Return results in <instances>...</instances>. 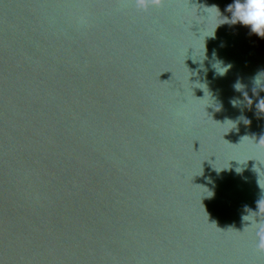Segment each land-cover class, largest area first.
Wrapping results in <instances>:
<instances>
[{"label":"water","instance_id":"1","mask_svg":"<svg viewBox=\"0 0 264 264\" xmlns=\"http://www.w3.org/2000/svg\"><path fill=\"white\" fill-rule=\"evenodd\" d=\"M232 3L0 0V264H264V51Z\"/></svg>","mask_w":264,"mask_h":264},{"label":"clouds","instance_id":"2","mask_svg":"<svg viewBox=\"0 0 264 264\" xmlns=\"http://www.w3.org/2000/svg\"><path fill=\"white\" fill-rule=\"evenodd\" d=\"M134 2L138 10L146 11L150 7L161 6L163 0H134ZM227 10L231 12V19L228 20L227 18H225V23H239L244 26H248L250 27V31L252 34H255L259 38L264 39V0H233V3L228 5ZM211 59L215 61L212 67L216 70V74L218 75H224L228 71V69L231 68L230 64L225 65L223 61L217 59L215 50L212 53ZM252 85V91L254 94L258 89L260 91H264V70L258 72L252 78ZM241 86V83L239 82V80H237L234 88L237 91H240ZM231 103L233 104V106H236L240 103V101L233 99ZM256 106L260 111L264 112V98L260 99L259 103ZM252 223H255L257 227V247L260 250H264V222H260L256 218V221H250L249 224L251 225Z\"/></svg>","mask_w":264,"mask_h":264},{"label":"flooded vegetation","instance_id":"3","mask_svg":"<svg viewBox=\"0 0 264 264\" xmlns=\"http://www.w3.org/2000/svg\"><path fill=\"white\" fill-rule=\"evenodd\" d=\"M256 37H257V39H258V41H259V43H260V46L262 45V46H264V39H259V37L256 35Z\"/></svg>","mask_w":264,"mask_h":264},{"label":"trees","instance_id":"4","mask_svg":"<svg viewBox=\"0 0 264 264\" xmlns=\"http://www.w3.org/2000/svg\"><path fill=\"white\" fill-rule=\"evenodd\" d=\"M260 39V38H259ZM262 50L264 51V46L261 45Z\"/></svg>","mask_w":264,"mask_h":264}]
</instances>
